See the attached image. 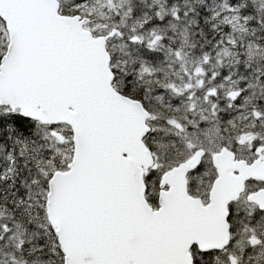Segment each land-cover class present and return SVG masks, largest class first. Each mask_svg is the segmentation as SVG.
<instances>
[{"label": "snow or ice", "instance_id": "snow-or-ice-1", "mask_svg": "<svg viewBox=\"0 0 264 264\" xmlns=\"http://www.w3.org/2000/svg\"><path fill=\"white\" fill-rule=\"evenodd\" d=\"M0 264H264V0H0Z\"/></svg>", "mask_w": 264, "mask_h": 264}]
</instances>
